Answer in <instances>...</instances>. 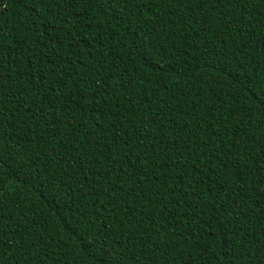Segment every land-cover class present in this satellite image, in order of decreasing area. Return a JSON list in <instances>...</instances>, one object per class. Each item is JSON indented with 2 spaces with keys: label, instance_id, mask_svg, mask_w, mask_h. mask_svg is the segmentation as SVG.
<instances>
[{
  "label": "trees",
  "instance_id": "trees-1",
  "mask_svg": "<svg viewBox=\"0 0 264 264\" xmlns=\"http://www.w3.org/2000/svg\"><path fill=\"white\" fill-rule=\"evenodd\" d=\"M0 56L5 87L39 84L28 104L45 114L43 135L27 113L0 143V264H118L121 248L123 264H245L259 249L264 197L248 207L240 184L256 183L241 157L250 170L264 148V0H0Z\"/></svg>",
  "mask_w": 264,
  "mask_h": 264
},
{
  "label": "snow or ice",
  "instance_id": "snow-or-ice-1",
  "mask_svg": "<svg viewBox=\"0 0 264 264\" xmlns=\"http://www.w3.org/2000/svg\"><path fill=\"white\" fill-rule=\"evenodd\" d=\"M141 2L144 3L146 2V0H141ZM153 2H156V0H153ZM161 2L170 4L172 0H161ZM61 70L63 71V69ZM6 71H8L7 66L3 64V57L0 56V143L5 144V146L7 142L3 139L4 134L7 132L9 127H15L16 123L22 120L27 113H32L29 119L33 120L40 127L39 135H43L45 132L43 126L39 124V118H43L45 114L39 109L36 112L32 111V107L35 103L34 94H39L40 85L37 84L35 87L25 86L24 92L27 93L26 96L12 95L5 87L8 79L4 74ZM96 71L99 72L100 69H97ZM27 75L29 80L31 81L33 79V74L29 72L27 73ZM110 78L111 76L105 77L104 82H107V79ZM92 83L95 85V88L103 87L101 81H97L94 79ZM28 101H32L33 105H29ZM12 113L15 114V123L13 122ZM48 125L49 128L53 127L55 125V121L48 120ZM21 130L24 131L25 129ZM26 131L35 132V129L29 126ZM67 131L70 136H74L73 130L71 128H69ZM53 134L55 135L57 133ZM260 156V161L257 164L253 165L250 170L248 168L247 161H244L241 157V161L244 167V176H251L252 179L256 181V183L253 184L252 187H245V184L249 183V181L247 180H245L244 183L240 184V189L248 195V201L245 202L248 204V207H251L250 202H255L257 204L260 203V201L256 199V192H259L260 196L264 197V148L260 149ZM0 162H3L2 152H0ZM234 167L239 168L240 165H234ZM165 188H167L166 182ZM7 190V176H4L0 178V197H2L4 192ZM149 199H151V197H149ZM225 211H227V209H225ZM233 211L237 212V216L233 217V219H240V215L242 214L243 210L237 207L234 208ZM262 212H264V209H262ZM260 227L262 229L261 233L259 234L260 247L259 249H257L256 245L253 244L243 253L241 259L244 260L245 264H256L257 261H260L261 264H264V224H261ZM237 228L241 233L245 231V229L240 225H237ZM233 247V241L229 239L226 243V248L231 251ZM151 249L152 245L149 244L146 249V254L149 257H155V253ZM120 251L121 256L117 257V262L118 264H123V262L127 260V257L123 255V253L125 252L124 248H121ZM114 256H116L114 252H109L108 256L105 257V259H110ZM170 264H174V261L170 262Z\"/></svg>",
  "mask_w": 264,
  "mask_h": 264
}]
</instances>
